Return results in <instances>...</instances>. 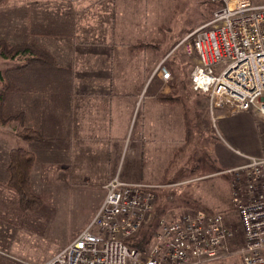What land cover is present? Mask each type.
<instances>
[{
	"label": "crops",
	"instance_id": "1",
	"mask_svg": "<svg viewBox=\"0 0 264 264\" xmlns=\"http://www.w3.org/2000/svg\"><path fill=\"white\" fill-rule=\"evenodd\" d=\"M79 36L86 34L72 30L66 35L71 39L68 48L61 41L58 48L47 45L57 61L56 68L31 69L14 78L15 90L8 98L6 112H23L26 127L38 131L42 140L26 142L19 138V123L0 124V176H8L11 150L22 148L35 158L30 173L32 192L38 196L45 192L52 196L51 204L57 206L75 199L74 203L82 208L80 213L86 214L95 188L114 178L154 187V196L157 187L166 189L198 180L160 182L196 166L195 157L188 151L197 142L210 166L201 170L203 178L223 175L228 168L243 165L247 157L264 158V120L256 110L210 125L205 95L192 92L187 101L193 105L190 112L186 102L160 100L159 83L152 77L164 61L163 50L161 56L157 55L158 48L138 51L131 48L133 42L115 43L111 34L104 35L100 42L77 41ZM158 38H149V42ZM178 59L185 64L180 55ZM12 62L19 63L17 59ZM132 63L140 78L132 71ZM165 67L169 70L174 66L166 63ZM117 68L121 73L117 74ZM177 84L182 85L179 77ZM195 99L202 102L196 109ZM42 176H54L57 183L54 179L48 181L54 183L50 186ZM0 196L18 205V197L7 186L0 189ZM206 206L211 212H219ZM13 213V207H7L8 231L2 233L6 246H12L22 232L33 234L35 230L34 215L21 217L12 226ZM12 229L20 233H12Z\"/></svg>",
	"mask_w": 264,
	"mask_h": 264
},
{
	"label": "built area",
	"instance_id": "2",
	"mask_svg": "<svg viewBox=\"0 0 264 264\" xmlns=\"http://www.w3.org/2000/svg\"><path fill=\"white\" fill-rule=\"evenodd\" d=\"M206 1L216 5L211 20L177 42L168 55L177 52L189 62L190 89L207 97L213 126L252 110L264 120V5L252 0ZM152 78L164 86L157 95L168 91L172 75L162 63ZM223 175L235 220L206 212L161 219L143 246L144 237L138 241L137 235L152 217L154 187L114 178L97 188L102 200L89 219L76 210L63 218L61 228L75 221L71 232H79L42 264H203L229 255L228 241L237 221L244 241L239 252L243 264H264V158L247 157Z\"/></svg>",
	"mask_w": 264,
	"mask_h": 264
},
{
	"label": "rangeland",
	"instance_id": "3",
	"mask_svg": "<svg viewBox=\"0 0 264 264\" xmlns=\"http://www.w3.org/2000/svg\"><path fill=\"white\" fill-rule=\"evenodd\" d=\"M252 2L255 5H264V0H252ZM211 5L214 6L212 15L210 13ZM215 8L216 5L214 3L206 0H115V2L114 0H79L77 2L70 0H0V38L7 40L12 45L20 43L30 44L34 41L50 52L47 45L58 48L59 41L68 48L71 39L66 37V35L72 30L82 31L86 34V36H79L77 41L100 42L103 40L104 35L111 34L114 35L113 40L115 43L127 41L135 44L137 41L151 43L152 41L149 42V38L153 39L159 36L162 40L159 43L157 42L159 49L157 55L161 56L163 50L164 61L162 64L165 66L166 63H173V72H176L182 84L179 85V95H182L181 103L186 102L190 112L193 105L191 106L190 103H187L189 96L192 94L189 85V73L191 71L188 66L189 62L185 61V64L188 65L181 63L177 52L171 56L168 54L173 49L170 48L171 45H176L190 32L202 28L211 20ZM210 15L211 17H209ZM96 34L99 36H96ZM143 38H146L147 42ZM116 62H118V59H116ZM20 64V62L15 63L12 60L0 58V76H3V78H0V91H2L6 76V74L4 76V70ZM130 67L135 72V67L137 66L132 63ZM121 71L117 68V74L121 73ZM135 73L138 76V71ZM117 74L115 75L116 78H118ZM137 78H140V76ZM158 83V91H160L164 86H161L160 82ZM167 85L168 91L164 93L165 96L172 93L171 82ZM147 88L146 85L145 89ZM6 103L9 104V101ZM193 103L196 109L197 105L202 102L195 99ZM36 121L37 119L35 118L33 126L36 125ZM209 123L212 125L211 122ZM197 143L193 144V146L190 144L192 147L188 151V155L195 157L194 163L201 170L206 166L209 168L210 166L206 164V162L209 163L208 158L204 153L200 152L202 147L201 144L198 147ZM207 167L205 170L208 169ZM196 177H199V179L191 184L166 189L162 187L154 189L156 196L154 211L147 227L143 228L137 235L138 241L141 240L142 233H145L147 237L151 234L149 238L151 240L152 232L157 228V223L161 219H175L179 216L192 215L196 211H203L202 206L207 208L206 205L215 211H219L215 213L221 214L229 222L232 219H237V214L229 199L228 178L225 175L223 177L222 174L210 176L209 178ZM6 179H8V176H0V189L7 186L8 180ZM53 179L55 183L54 176H42V181H45L50 186L54 185V183L52 184L48 181H53ZM60 182L62 181L60 180ZM93 193L94 195L91 197L92 201L89 205L90 211L85 216L87 219L96 210L98 203H100L99 191L95 188ZM39 198L42 201V205L31 214L24 213L18 205L14 206L9 202L8 198L0 196V242L2 243L0 244V264H42L68 245L79 232V230L71 232L74 229L75 221H72L74 223L67 229L61 228L65 224L63 221L65 216H73L75 210L79 215H82L80 214L82 208L74 203L75 199L70 204L57 206L51 204L53 198L45 192H40ZM7 207H10V209L13 207L12 226H16L21 217L29 216L31 218L32 215L35 217L33 234L22 232V235L15 237V243L12 246L4 245L7 241L2 234L8 231L6 229L8 224L6 218L8 216L6 214ZM70 208L72 210L67 211ZM150 225L153 228L152 232L148 227ZM233 230L234 236L228 241L229 255L203 264H243L239 252L244 247V241L238 221ZM11 232L20 233V231H14V229ZM60 234H62L63 242H59ZM149 240H146V242ZM142 244L144 246L145 241H142Z\"/></svg>",
	"mask_w": 264,
	"mask_h": 264
},
{
	"label": "trees",
	"instance_id": "4",
	"mask_svg": "<svg viewBox=\"0 0 264 264\" xmlns=\"http://www.w3.org/2000/svg\"><path fill=\"white\" fill-rule=\"evenodd\" d=\"M214 8L211 5L210 13L212 15V9ZM211 15L209 17H211ZM161 38L153 40L151 43H145L142 41H137L131 46V48L138 51L144 49L158 48L157 44L161 42ZM158 42V43H157ZM175 44L171 45L170 48H173ZM0 58L5 60H18L21 64L18 66H12L4 70V84L2 86V91H0V124L2 126H8L12 123H19L22 126V129L17 132V136L26 142H37L42 140L41 134L33 129L25 127V115L23 112L8 113L6 112V102L10 94L15 90L14 78L20 76L22 73H25L27 70L36 69V68H45V69H54L57 67V61L54 56L46 50L42 45L36 44L32 41L30 44L20 43V44H10L7 40L0 38ZM171 75L174 77V81L171 82L172 93L169 95H160V100L166 103H181L182 97L179 96V85L177 84V74L173 69L169 67ZM3 78V76H0ZM3 80V79H2ZM34 155L30 152L25 151L22 148H17L11 150L9 154L7 172H8V181L7 186L9 189L13 190L18 197V206L20 210L24 213L33 214L34 211H37L41 205L42 201L39 196L32 193L30 185V173L32 166L34 164ZM175 160V155L172 158V161ZM172 165V162L168 164L167 169ZM201 169L198 166L190 169L189 172H178L177 176L172 179H161L160 182L166 183H177L184 181L196 176L205 175L203 172H200ZM215 171H218L216 169ZM167 177V176H165ZM155 193V192H154ZM200 212H206L210 214H216L211 212L208 208L202 206ZM228 219H226L227 221ZM149 230L152 232L151 225L148 226ZM157 229V228H156ZM155 229V230H156ZM144 237L143 241L149 240L150 236H146L145 233H142ZM146 239V240H145Z\"/></svg>",
	"mask_w": 264,
	"mask_h": 264
}]
</instances>
